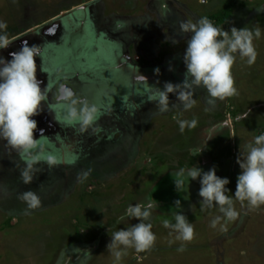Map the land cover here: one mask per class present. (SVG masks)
Instances as JSON below:
<instances>
[{
  "label": "rangeland",
  "instance_id": "1",
  "mask_svg": "<svg viewBox=\"0 0 264 264\" xmlns=\"http://www.w3.org/2000/svg\"><path fill=\"white\" fill-rule=\"evenodd\" d=\"M91 1L0 0V20L7 23L11 42L0 56L9 57L26 43L39 46L50 64L59 62L58 57L72 52L66 48V20L80 19ZM93 4L103 6L104 15L114 22L123 17L135 21L136 35L143 36L152 62L167 57L169 63L173 59L169 67L180 63L175 83L184 78L183 53L189 38L180 32L182 21L207 17L229 33L233 27H259L261 38L254 40L257 61L248 66L237 57L233 67L237 95L217 100L214 107L202 88L196 89L197 103L189 111L170 95L176 107L166 113L157 108L135 145L114 147L108 144L111 141L81 134L52 135L54 119L47 103L34 117L36 144L28 153L0 138V264H114L107 251L110 235L139 223L125 215L126 209L152 197L157 204L150 221L156 243L147 252L128 249L119 264H264V205L249 210L234 197L240 149L264 134V11H259L264 10V0H97ZM135 55L143 57L142 52ZM192 119L198 121L197 127L181 134L178 122ZM213 126L216 131L210 134ZM209 138L213 139L207 142ZM49 157L55 163L50 164ZM194 166L205 172L216 167L218 176L231 181L227 195L240 212L237 220L222 219L215 229L209 226L222 214L201 210L198 180L186 181L177 191L178 177L173 174ZM25 171L32 177L27 183ZM27 193L39 197L38 209L28 208L23 199ZM177 200L180 207L175 206ZM179 212L195 231L182 253L177 249L184 242L163 227L166 219L174 223Z\"/></svg>",
  "mask_w": 264,
  "mask_h": 264
},
{
  "label": "clouds",
  "instance_id": "2",
  "mask_svg": "<svg viewBox=\"0 0 264 264\" xmlns=\"http://www.w3.org/2000/svg\"><path fill=\"white\" fill-rule=\"evenodd\" d=\"M7 27V23L0 20V50L10 47L11 42L5 31ZM179 29L181 33L189 34L183 53L184 78L180 83L165 82L163 88L154 93L153 99L159 112L166 113L176 107V104L170 103V95L175 96L183 111L191 110L197 103L196 89L206 91L208 103L213 107L217 100L223 101L237 95L233 67L237 57L246 61L248 66L256 63L258 52L254 40L261 38V29L233 27L229 33L214 25L207 17L196 22L182 21ZM43 55L39 46L25 43L18 51L11 52L9 57L0 56V138L22 154L28 153L36 144L38 121L34 117L43 112V105L48 101L49 88L37 76V60L42 59ZM39 71H44L42 64ZM169 71H174V68L169 67ZM155 73L159 75L160 69L156 68ZM58 91V118H61L59 112L62 110V119L69 124L79 123L81 131H87L97 119V107L90 106L87 100L74 98V92L65 84H61ZM178 124L179 131L183 134L185 129H195L198 121L180 120ZM42 131L39 130V133ZM209 131L210 134L215 132L216 126ZM211 139L213 138H209L207 142ZM48 160L50 164L55 163L52 157ZM237 163L241 172L237 177L235 200L242 206L246 204L249 210L257 209L264 205V134L246 144L243 151L240 149ZM23 176L26 183L32 179L27 171ZM173 176L178 177L174 179L178 192L182 191L186 181H199L201 210L216 209L222 214L211 219V228L215 229L222 219L233 222L239 218L240 212L235 208L233 198L227 195L231 192L227 187L231 181L218 176L216 167L205 172L194 166L187 170L180 169ZM23 199L29 209L41 206V200L34 193L25 194ZM181 205L180 200L175 202L176 207ZM156 207L153 197L146 204L137 203L127 207L125 215L139 220V223L110 235L111 242L107 245V251L114 264H119L127 255L128 249L142 253L154 247L157 237L150 221L152 210ZM174 221L164 220L163 227L171 230L170 235L175 234L176 241L184 242L177 249L182 253L186 251L185 243L194 239V226L182 212L175 214Z\"/></svg>",
  "mask_w": 264,
  "mask_h": 264
},
{
  "label": "flooded vegetation",
  "instance_id": "3",
  "mask_svg": "<svg viewBox=\"0 0 264 264\" xmlns=\"http://www.w3.org/2000/svg\"><path fill=\"white\" fill-rule=\"evenodd\" d=\"M95 1L82 9L80 19L65 22L69 29L65 42L72 51L70 55L58 57L55 64H50V58L37 60L38 79L49 88L46 103L54 119L51 133L81 134L87 139L111 141L108 144L114 147L135 145L144 137L151 114L157 109L154 93L165 82L177 81L175 69L180 63L169 71L173 59L170 63L167 57L152 62L143 36L136 35L135 21L123 17L114 22L104 15L103 6L93 4ZM137 52H142L143 57L135 55ZM41 64L44 73L39 71ZM156 68L160 69L159 75ZM61 84L72 89L74 98L97 107V119L87 131H81L78 123L62 121V110L58 118L56 106L60 103L57 97ZM101 132L104 137H98Z\"/></svg>",
  "mask_w": 264,
  "mask_h": 264
}]
</instances>
